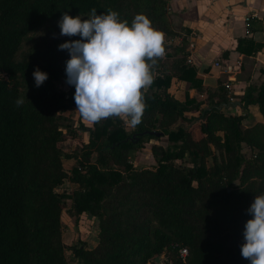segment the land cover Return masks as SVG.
Segmentation results:
<instances>
[{
  "label": "trees",
  "instance_id": "16d2710c",
  "mask_svg": "<svg viewBox=\"0 0 264 264\" xmlns=\"http://www.w3.org/2000/svg\"><path fill=\"white\" fill-rule=\"evenodd\" d=\"M92 9L115 11L129 26L145 15L164 33L165 58H154L140 124L114 116L64 133L62 115L77 105L74 86L59 88L70 59L59 45L81 37L61 35L58 22L64 13L87 19ZM177 36L168 0H0V264H70L64 213L76 225L84 215L98 219L93 247L71 249L77 264H157L162 256L168 264H250L241 245L247 209L264 193V123L244 128L246 116L225 113V87L204 88L185 49L167 45ZM263 49L249 39L237 48L245 55ZM37 67L48 74L40 87ZM174 80L209 100L223 93L202 108L196 98L177 100ZM242 102L264 117V86L249 87ZM163 137L167 147H151L155 164L135 167L132 155ZM72 139L80 146L66 153ZM68 183L75 193L64 190ZM180 248L188 250L185 261Z\"/></svg>",
  "mask_w": 264,
  "mask_h": 264
},
{
  "label": "clouds",
  "instance_id": "9594fccd",
  "mask_svg": "<svg viewBox=\"0 0 264 264\" xmlns=\"http://www.w3.org/2000/svg\"><path fill=\"white\" fill-rule=\"evenodd\" d=\"M58 27L63 36L81 37L59 45L70 55L66 83L75 87L81 117L88 123L115 116L128 119L132 126L140 124L146 109L142 90L153 83L154 58L164 55V33L145 15H137L129 26L119 13L97 15L96 9L87 19L64 13ZM33 77L40 87L48 74L37 67ZM23 104V98L16 100L17 107ZM247 214L252 219L244 225L241 255L250 264H264V193L255 197Z\"/></svg>",
  "mask_w": 264,
  "mask_h": 264
},
{
  "label": "crops",
  "instance_id": "0c3cea01",
  "mask_svg": "<svg viewBox=\"0 0 264 264\" xmlns=\"http://www.w3.org/2000/svg\"><path fill=\"white\" fill-rule=\"evenodd\" d=\"M168 9L173 29L178 34L174 46L183 47L186 58L193 59L192 66L200 71L204 88L215 93L231 80V93L226 89L223 92L226 99L231 97L234 103L224 111L246 116L244 128L264 123L258 105L244 109L242 102L249 87L264 86V49L254 55H245L237 50L239 41L244 39L264 45V0H168ZM190 43H193V49ZM219 61L223 63L221 68L215 66ZM238 63L241 68L235 77L225 73L226 64L237 69ZM170 92L181 102H185L187 96L196 98L202 108H206L210 101L217 103L223 93L221 91L209 100L208 92L199 94L190 83L178 80H174Z\"/></svg>",
  "mask_w": 264,
  "mask_h": 264
},
{
  "label": "rangeland",
  "instance_id": "374dc122",
  "mask_svg": "<svg viewBox=\"0 0 264 264\" xmlns=\"http://www.w3.org/2000/svg\"><path fill=\"white\" fill-rule=\"evenodd\" d=\"M174 40L167 42V45L174 49ZM166 52V51H165ZM165 52L162 57H159L160 62L164 61L165 58ZM59 88L68 91L69 90V85L66 83L65 80H61L59 82ZM225 112V111H224ZM226 113V112H225ZM228 113V112H227ZM229 114V113H228ZM197 115V114H195ZM65 119L62 120V127L64 133H67V130L65 129L66 126L71 125L74 127L73 129H78L77 127L80 125L81 122L84 123V125L87 128H91L93 123H88L86 122L82 117H80V113L77 110H70L67 113L62 115ZM191 116V115H189ZM125 121L127 119L123 118ZM81 120V121H80ZM126 126L128 129L132 130V128L127 124ZM81 139L84 141L89 140V134L87 132H81ZM161 144L164 147H167L168 145V140L167 137L161 138L160 141H155L152 140L150 143L145 144L144 148L140 150L139 152L135 153L131 157V161L134 164L135 167L137 168H150L155 164V161L152 156V151L151 147L153 144ZM80 145L78 144L77 140H68L63 144V149L66 153H71L76 149V147H79ZM66 169L68 171L71 170L70 165H66ZM64 190L68 191V193H75V188L71 184H67L64 187ZM71 204V201H68V205ZM63 219V224H64V242L66 245V255L67 259L70 264H77L78 260L75 258L74 254L71 252V249L73 246H79L85 243V246L87 248L93 247L96 241V230L98 227V219L95 217H90L88 215H84L80 222L79 225H76L75 222L70 219L66 213L63 214L62 216ZM162 263L161 264H168L170 263L167 260L166 256H162Z\"/></svg>",
  "mask_w": 264,
  "mask_h": 264
},
{
  "label": "built area",
  "instance_id": "2783aa9c",
  "mask_svg": "<svg viewBox=\"0 0 264 264\" xmlns=\"http://www.w3.org/2000/svg\"><path fill=\"white\" fill-rule=\"evenodd\" d=\"M246 20L249 21L250 18H247ZM192 36L194 37L195 35H192ZM190 48H191V49L194 48L193 43H190ZM187 63H188L189 65H191V66L194 65L193 59H191V58H188V59H187ZM215 66L218 67V68H221V67L223 66V63L220 62V61H219V62H216V63H215ZM224 68H225V73L229 74L230 76L235 77L236 74H237V73H236L237 70L241 68V64L238 63V67H237V69L234 68L233 66H231L230 64H226ZM224 87H225V89L228 91V93L230 94L231 91H232V89H233V83H232V81H231V80H228V81L225 83ZM228 100H229V104H233V103H234V99H232L231 97H228ZM59 191H60V192H63L62 190H59ZM179 255H180V257L185 261L186 258H187V256H188V250H187L186 248H180V250H179Z\"/></svg>",
  "mask_w": 264,
  "mask_h": 264
},
{
  "label": "water",
  "instance_id": "95a60500",
  "mask_svg": "<svg viewBox=\"0 0 264 264\" xmlns=\"http://www.w3.org/2000/svg\"><path fill=\"white\" fill-rule=\"evenodd\" d=\"M151 134H155L157 137H162V133H151ZM156 263L157 264H161L162 263V258L161 257H158L156 259Z\"/></svg>",
  "mask_w": 264,
  "mask_h": 264
}]
</instances>
